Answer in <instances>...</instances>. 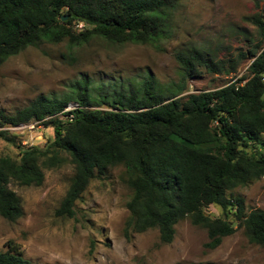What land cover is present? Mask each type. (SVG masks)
Returning <instances> with one entry per match:
<instances>
[{
  "label": "trees",
  "instance_id": "trees-1",
  "mask_svg": "<svg viewBox=\"0 0 264 264\" xmlns=\"http://www.w3.org/2000/svg\"><path fill=\"white\" fill-rule=\"evenodd\" d=\"M177 7V0H0V67L46 43L66 42L74 51L99 38L160 50L175 31ZM253 22L264 42V19ZM78 23L84 24L80 32L73 28ZM252 57L241 78L186 97H181L186 87L163 88L148 77L97 86L95 100L83 79L63 99L42 97L14 116L1 113L2 129L36 122L51 128L54 138L45 148L20 150L17 159L0 157V216L9 222L23 217L12 186L40 187L45 170L70 163L74 177L56 215L73 219L91 182L121 166L132 191L127 238L158 230L160 242L171 244L176 225L190 219L207 230L209 247L216 249L236 233L228 219L233 215L250 242L264 248V211L246 214L243 200L232 195L264 178V51ZM176 59L184 80L212 63L198 49ZM246 59L242 54L229 62L230 70L236 72ZM223 66L220 62L219 70ZM71 103L77 109L65 112ZM11 137L16 138L0 130V140L14 143ZM211 206L221 208L224 218L207 215ZM8 246L0 251V264H31L18 246Z\"/></svg>",
  "mask_w": 264,
  "mask_h": 264
},
{
  "label": "rangeland",
  "instance_id": "rangeland-1",
  "mask_svg": "<svg viewBox=\"0 0 264 264\" xmlns=\"http://www.w3.org/2000/svg\"><path fill=\"white\" fill-rule=\"evenodd\" d=\"M177 6L175 31L160 50L95 38L74 51L68 50L66 42L46 43L10 58L0 67V114L14 116L42 97L63 99L83 79L95 100H100L92 91L97 86L128 85L148 77L163 88L186 87L181 97L212 91L244 76L253 54L263 52L264 42L253 19H264V0H177ZM193 49L207 54L211 68L202 67L184 80L176 55ZM242 54L247 59L232 72L229 62H238ZM220 62L224 63L221 70ZM27 125L24 131H14V143L0 140V157L17 159L20 150L45 148L53 140L51 128L36 122ZM73 177V166L66 163L45 170L40 187L12 186L21 198L23 217L9 222L0 216V251L8 250L11 242L31 264H264V248L250 242L233 215L228 219L237 231L216 249L209 247L207 230L190 219L176 225L171 244L160 242L158 230L127 238L126 206L132 191L121 166L109 168L91 182L73 219L58 217ZM232 195L243 200L246 214L264 211V178ZM205 212L213 219L224 218L217 206Z\"/></svg>",
  "mask_w": 264,
  "mask_h": 264
},
{
  "label": "built area",
  "instance_id": "built-area-1",
  "mask_svg": "<svg viewBox=\"0 0 264 264\" xmlns=\"http://www.w3.org/2000/svg\"><path fill=\"white\" fill-rule=\"evenodd\" d=\"M73 28H74V30L76 31V32H80V31H82L83 30V28H84V24L83 23H78V24H75L74 26H73ZM264 51V50H263ZM77 107L78 106H69V107H67L66 109H65V112H70V111H73V110H76L77 109ZM68 118L70 119V120H72L73 119V116H68ZM40 124V123H39ZM40 126H43V125H40ZM28 127V125L27 124H21V125H18V126H13V127H9V128H4V129H0V130H7V131H9V132H11V133H14V131H24L26 128Z\"/></svg>",
  "mask_w": 264,
  "mask_h": 264
},
{
  "label": "water",
  "instance_id": "water-1",
  "mask_svg": "<svg viewBox=\"0 0 264 264\" xmlns=\"http://www.w3.org/2000/svg\"><path fill=\"white\" fill-rule=\"evenodd\" d=\"M67 19H68V17L64 18L63 21H65V20H67Z\"/></svg>",
  "mask_w": 264,
  "mask_h": 264
}]
</instances>
